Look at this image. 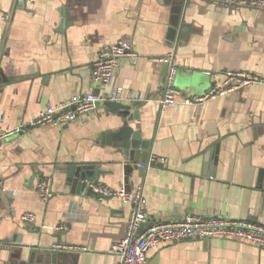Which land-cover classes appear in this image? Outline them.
Masks as SVG:
<instances>
[{"label": "crops", "instance_id": "crops-1", "mask_svg": "<svg viewBox=\"0 0 264 264\" xmlns=\"http://www.w3.org/2000/svg\"><path fill=\"white\" fill-rule=\"evenodd\" d=\"M124 36L139 54L120 58L113 85L142 93L129 126L165 158L143 175L105 140L121 126L103 103L64 127L33 125L48 105L98 93L90 67L100 48ZM173 51L174 86L199 95L226 71L264 76V11L221 8L215 0H0V264H120L110 253L126 231L130 204L79 191L70 164H98L93 181L111 189L142 188L148 223L186 214L220 215L264 225V85L254 84L196 108L161 110L157 100L168 66L149 58ZM51 179L42 201L35 187ZM89 188V187H88ZM15 192V193H14ZM33 212L35 221L20 215ZM54 243L85 246L62 251ZM147 264H264V250L237 238H191L161 243Z\"/></svg>", "mask_w": 264, "mask_h": 264}, {"label": "built area", "instance_id": "built-area-1", "mask_svg": "<svg viewBox=\"0 0 264 264\" xmlns=\"http://www.w3.org/2000/svg\"><path fill=\"white\" fill-rule=\"evenodd\" d=\"M23 2V0H18ZM35 1V0H30ZM221 8H252L264 11V0H215ZM128 57L133 64L139 59V54L134 50L132 38L124 36L116 42L99 49L98 55L93 60L90 72L94 83L101 85L98 93L85 92L72 96L57 105H48L39 115L32 120L33 125H50L64 127L77 117L92 112L99 104L105 101L118 102H144L147 99L140 92L125 90L122 85H113L114 70L120 58ZM150 61L162 62L168 66L166 82L161 97L157 100L163 111L178 104L191 105L196 108L201 118L204 103L217 96L258 84L264 85V76L245 71H226L220 74L217 80L208 89L199 95L184 94L174 86V78L178 69L173 51L160 56L149 58ZM0 120L3 117L0 116ZM18 127L5 128L0 132V138L19 132ZM165 158H156L149 155L138 166L144 169L154 165L165 166ZM98 199L117 196L130 204V211L126 222L125 235L115 240L110 253L119 258L120 264H147L148 251L161 243L176 242L191 238L208 239L211 237L237 238L264 250V225L253 223L245 219H233L227 216L210 215L200 216L186 214L181 219L172 222L148 223L146 214V198L142 188L114 190L95 182L88 184ZM35 192L42 201H47L53 195L51 179L41 178L35 187ZM15 193V192H14ZM21 221L33 223V212H24L20 215ZM8 245L0 243V247ZM55 250L83 251L85 246L54 243Z\"/></svg>", "mask_w": 264, "mask_h": 264}, {"label": "water", "instance_id": "water-1", "mask_svg": "<svg viewBox=\"0 0 264 264\" xmlns=\"http://www.w3.org/2000/svg\"><path fill=\"white\" fill-rule=\"evenodd\" d=\"M103 104L111 111H117L121 120V126L113 132H107L105 140L107 143L111 141V144L117 147L126 159L135 162L134 166L126 165L125 167L124 182L128 183L130 168H137L141 176L143 175L145 169L139 167L138 163L144 162L150 155L151 142L148 139H142L140 132L129 126V122L132 119L138 118L137 111H131V105L123 104L118 101H105ZM101 173H103V171L99 170L98 164H70L67 169V176L76 186V190L79 191L87 184V190L89 194L92 195L94 194L91 189L88 188V184L97 180ZM95 196L99 197V195Z\"/></svg>", "mask_w": 264, "mask_h": 264}]
</instances>
